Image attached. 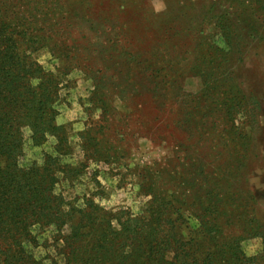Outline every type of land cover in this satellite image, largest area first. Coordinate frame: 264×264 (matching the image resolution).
<instances>
[{
  "label": "trees",
  "instance_id": "16d2710c",
  "mask_svg": "<svg viewBox=\"0 0 264 264\" xmlns=\"http://www.w3.org/2000/svg\"><path fill=\"white\" fill-rule=\"evenodd\" d=\"M110 1L114 5H106L105 0H0V264H44V259H51L52 264H264V252L248 256L240 245L244 235H264V224L254 218L238 222L235 207L240 195L232 190L233 171L213 170L202 163L196 173L191 171L180 182L175 167L158 169L156 177L153 173L145 177L143 183L147 185L141 184L151 199L138 215L105 209L94 199L99 192L86 196L83 206H77L56 191L61 176L72 180L81 171L79 166L63 161L71 153V144L67 126L56 122L59 109L54 107L62 100L61 92L72 86L67 79L69 73L75 68L86 72L83 63L96 61V56L101 61L119 44L117 39L128 49L130 42L148 43V39L160 35L174 37L187 32L179 26L186 14L170 8L171 4H187L195 12V2L208 0H173L162 13L145 6L131 17L126 10L130 15L140 0H135L130 9L123 0ZM210 1L209 13L203 20H208L213 32L195 30V35L220 37L225 46L213 42L199 50L201 56L211 55L199 64H210V70L201 72L205 84L202 94L212 101L213 118L234 121L232 116L242 110L244 100L247 103L254 98L257 103L255 95L246 94L236 84L237 64L244 61L240 54L244 38L254 37L259 31L258 11L264 8V1ZM247 11L251 12V19L245 26L243 16ZM109 17L111 25L107 26L104 20ZM131 20L140 23L135 31L128 26ZM82 26L95 31L99 42L105 38L112 46L94 44L83 34ZM80 34L87 44L79 39ZM42 48L49 49L59 61L60 66L54 65L56 71L45 68L34 57ZM147 49L137 47L144 57ZM157 51L160 47L148 50L153 62L144 64L142 73L154 85L163 87L172 82L179 68L171 51L162 57ZM135 53L123 57L130 60ZM91 77L97 82L98 94L99 86L104 87L99 83L105 74L93 73ZM34 80L38 81L35 85ZM134 85L133 80L127 86ZM221 122L211 125L212 135L216 132L215 138L228 147H232L231 142L233 147L242 144L238 138L230 140L223 125L222 130H217ZM26 126L32 129L29 136L22 131ZM50 137H55V142L48 150L44 146ZM93 139L101 146V140ZM26 145L31 152L39 149V158H29ZM248 202L246 199L244 203ZM185 217L198 222L187 235L183 233ZM37 223L40 228L33 235L31 228ZM52 224L57 230L50 245L56 247L62 259L46 256L38 261L25 242L38 247V236ZM168 251L172 252L171 257L167 256Z\"/></svg>",
  "mask_w": 264,
  "mask_h": 264
},
{
  "label": "rangeland",
  "instance_id": "374dc122",
  "mask_svg": "<svg viewBox=\"0 0 264 264\" xmlns=\"http://www.w3.org/2000/svg\"><path fill=\"white\" fill-rule=\"evenodd\" d=\"M123 1L130 9L135 0ZM110 2L112 1L105 0L106 5ZM210 2V0L203 3L195 2V12H192L187 4L185 6L171 4L170 8L186 14L179 26L186 28L187 32L174 37L160 35L148 39L150 46L144 41L130 42L128 49H125L121 45L122 42L117 39L119 44L114 50L112 47L101 61L96 56V61L83 63L86 64V72L75 68L69 73L67 79L72 82V86L63 91L59 106L66 105L67 110L74 109L73 90L79 89L76 91L75 99L87 119L77 113L75 119L64 122L67 126L71 153L65 156L63 161L81 169L78 176L72 180H66L62 176L60 178L58 193H61L67 202L83 206L80 203L83 198L99 192L94 199L96 202L98 200L109 202L107 204L97 202L105 209L111 212L130 211L138 215L150 201L147 199L150 195H146L141 187V184L147 185L143 183L147 175L153 173L152 176L156 177V170L175 167L176 174L180 177L179 181L183 182L191 171L194 170L196 173L204 163L213 170L222 168L228 173L234 172L232 190L238 191L240 195V200H236L239 205L235 207L238 222L241 224L244 219L254 218L264 224V8L258 11L259 31L254 37L244 38L240 51L244 61L241 60L237 64L239 72L236 84L246 94L255 95L257 103H254L256 102L254 98L247 103L244 100L242 110L232 116L235 117L234 121L227 119L221 122L222 118L215 119L210 112L213 106L210 105L211 99L202 94L205 84L201 72H205L207 68L210 70V64L209 66L199 64L211 58V55L206 53L201 56L199 50L206 49L207 45L213 42L220 47H224L225 44L220 37L212 39L195 35V30L197 33L205 30V34L213 32L210 25H207L208 20H203L209 13L207 8ZM115 3H120V0H115ZM159 3L164 5L160 11L162 13L169 9L167 3H173V0L167 2L140 0L134 5L131 14L128 15V10L126 14L131 17L145 6L154 12ZM112 4L114 5V2ZM250 16L251 12L248 11L243 16L245 26L251 19ZM104 22L110 26L111 18ZM137 25H140L138 21L131 20L128 26L135 31ZM81 30L94 44L105 43V47L112 46L105 38L99 42V39L95 38V31L89 32L84 26ZM83 34L79 35V39L87 44L88 42L82 39ZM113 38L117 37L113 35ZM138 46L148 47L145 57L138 53ZM155 46L160 47V51L156 52L159 57L166 55L168 50L171 51L175 56V66L178 64L179 68L173 75L172 82L163 87L154 85L142 73L144 64L153 62L148 50H153ZM126 53L128 55L135 53V56L128 60L123 57ZM34 57L39 62L43 58L45 62L40 63L47 69H55V64L60 66L59 61L47 48L35 52ZM93 73L105 74L104 81L98 82L104 86L103 88L99 86L100 94H95L96 81L91 77ZM133 80L134 88L127 86ZM161 82L165 81L161 79ZM80 91L87 93V97L81 95ZM58 109L59 116L67 115V110L62 113L60 107ZM98 109L101 112L99 118H96ZM216 120L221 122L218 124V131L222 130L223 125L229 132L230 140L238 138L242 144L233 147V142L229 141L232 147H228L225 143H220L219 138H215L216 132L212 135L210 130ZM76 125L83 127L77 128ZM93 138L101 140V146L96 145L97 140ZM52 144L53 142L49 140L47 147H44L49 150ZM101 152H105L103 156H100ZM38 154L40 155V151L32 152L34 157L39 158ZM240 160L243 162L240 163ZM93 164L97 167H93ZM218 172L223 173L222 170ZM97 182L100 185H97ZM113 197L116 202H112ZM246 199L249 200L247 204L244 203ZM185 218L187 222L183 228L184 235L189 229L197 227L193 223L195 219ZM187 226L189 228H186ZM257 238L261 247L254 255L264 252V235H244L240 245L245 253L246 243L255 242ZM50 244L51 242L45 239L43 246L52 247ZM47 256L56 259L60 257L57 259L59 261L62 259L61 256H52L51 253ZM167 256L171 257L172 252L168 251Z\"/></svg>",
  "mask_w": 264,
  "mask_h": 264
},
{
  "label": "clouds",
  "instance_id": "9594fccd",
  "mask_svg": "<svg viewBox=\"0 0 264 264\" xmlns=\"http://www.w3.org/2000/svg\"><path fill=\"white\" fill-rule=\"evenodd\" d=\"M164 8V5L163 3H159L157 4L156 6V11L157 12H160L161 10H163ZM41 63H44V59L41 58ZM51 67V66H49ZM53 71H55V69H53ZM36 83H38L37 80H34L33 81V84L35 85ZM83 88V84L81 83V89ZM76 91H79V89L77 90H73V103L75 105V108L72 109V110H67V106H59V105H54V107H60V110L62 113H64L66 110H67V115H61V116H58L57 117V124H63L66 120H69V119H75V115L77 113H80L81 115H84V118L87 119V116L86 114L83 113V109L80 107V105L76 102V99H75V96H76ZM80 94L81 95H84L85 97H87V93L83 92V91H80ZM61 95H63V92H61ZM100 112L101 110H97V113H96V118H99V115H100ZM77 128H82L83 125H76ZM22 131H24L25 135L26 136H29L32 132V129L28 126H26L25 128L22 129ZM50 141L52 142H55V137H50ZM28 143L30 144L31 141L29 140ZM45 147H47V145H45ZM25 150L28 151L27 149V145L25 146ZM51 150V149H49ZM35 151H39V149H35ZM28 157L31 158L32 157V152L31 151H28ZM40 163H43V161L41 160ZM73 163H75V161H73ZM21 166H23V164H21ZM93 167H97V165L93 164L92 165ZM56 191L59 192V185H57V188H56ZM78 191H79V188H78ZM65 195L67 196V193H65ZM147 199H151V196H148ZM98 203H109L107 201H97ZM112 202H116L115 200V197H113V201ZM81 204H83V201L80 202ZM117 228H119V225L116 224V221L113 220L112 222ZM193 223L198 226V222L197 221H193ZM40 228V225L39 223L37 224H34L32 225V228H31V231L33 233V235H36L37 231L39 230ZM56 225L55 224H52L46 231H44L40 236H38V240L40 241V245L39 247H36L33 249V245L31 244V242H25V247L26 248H29V249H33V252H34V257L36 260H41L43 257H46L48 255V253H51L52 256H57V250H56V247L55 246H52V247H49V248H45L43 246L44 244V240L47 239L49 242H51L53 240V235L54 233L56 232ZM68 230V226L65 225V231ZM185 235H187V233H185ZM258 239L257 238V241L255 242H247L246 243V254L251 256V255H254L257 253L258 249L261 247L260 244L258 243ZM64 244V241L61 240L60 241V245L63 246ZM57 259H60V257H57ZM44 264H52V261L51 259H44ZM61 264H63V262L61 261Z\"/></svg>",
  "mask_w": 264,
  "mask_h": 264
}]
</instances>
